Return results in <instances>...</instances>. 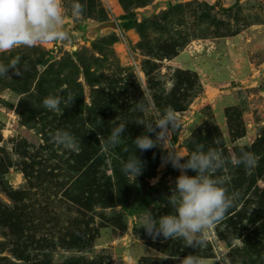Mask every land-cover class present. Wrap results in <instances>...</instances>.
Segmentation results:
<instances>
[{
	"label": "rangeland",
	"instance_id": "374dc122",
	"mask_svg": "<svg viewBox=\"0 0 264 264\" xmlns=\"http://www.w3.org/2000/svg\"><path fill=\"white\" fill-rule=\"evenodd\" d=\"M72 2L62 0L69 39L58 49L53 41L0 51V63L18 58L21 68L0 76V264H180L191 253L209 264H264V0H80L79 18ZM110 20L117 30L88 36ZM50 94L72 100L54 112L42 104ZM168 106L177 128L136 149L141 174L125 176L121 165L145 131L137 122ZM119 123L120 144L100 143ZM57 130L79 151L56 145ZM198 144L223 153L217 175L237 194L202 249L153 238L140 223L146 211H172L167 197L182 170L170 154L183 163ZM241 148L258 157L251 170L231 162Z\"/></svg>",
	"mask_w": 264,
	"mask_h": 264
},
{
	"label": "clouds",
	"instance_id": "9594fccd",
	"mask_svg": "<svg viewBox=\"0 0 264 264\" xmlns=\"http://www.w3.org/2000/svg\"><path fill=\"white\" fill-rule=\"evenodd\" d=\"M84 11L80 0H73L71 15L79 18ZM65 16L62 0H0V51H6L24 45L32 47L38 43L44 44L53 41H66L69 34L64 30ZM18 58L12 59L8 64L0 63V76H8L11 68L20 74L17 67ZM72 100L69 94L67 99L61 95H48L42 100L45 108L58 112L62 103ZM137 108L147 111L145 105L138 101ZM137 123L144 125V133L133 139L135 154L130 156L121 165V172L136 179L142 171V161L136 155V149L141 151L156 146L161 140H167L166 134L169 126L172 130L177 128L178 115L175 109L168 106L160 113L156 120ZM126 124L115 125L107 135L100 136V143L114 148L121 142ZM159 128L160 131L156 132ZM156 132L153 139L148 133ZM51 140L63 148L79 151L76 138L67 130H57L51 134ZM170 163L173 167L181 169V174L175 179V187L167 197L172 211L168 214L154 218L146 211L140 219L141 227L153 236H162L167 239L181 238L186 246L202 249L207 246L209 230L224 219L226 211L232 206L234 196L225 187V178L217 175L226 162L223 153L216 148L203 150L202 145H196V150L181 163L182 155L170 154ZM255 153L240 149L237 156L231 159L236 165H243L245 170H251L257 164ZM191 169L195 175H188L183 170ZM180 264H209V258L196 253L184 256Z\"/></svg>",
	"mask_w": 264,
	"mask_h": 264
},
{
	"label": "water",
	"instance_id": "95a60500",
	"mask_svg": "<svg viewBox=\"0 0 264 264\" xmlns=\"http://www.w3.org/2000/svg\"><path fill=\"white\" fill-rule=\"evenodd\" d=\"M108 28H111L113 30H117L118 26H117V23L115 21H105V22H102L94 27H91L88 32V36H90L91 38H94L95 35L98 33V32H101L105 29H108ZM67 29L71 30L73 29L72 26H69ZM73 32V30H72ZM79 34L82 36L84 34V32H79Z\"/></svg>",
	"mask_w": 264,
	"mask_h": 264
},
{
	"label": "trees",
	"instance_id": "16d2710c",
	"mask_svg": "<svg viewBox=\"0 0 264 264\" xmlns=\"http://www.w3.org/2000/svg\"><path fill=\"white\" fill-rule=\"evenodd\" d=\"M121 19L123 20V23H121V26L123 28L128 29L132 25L133 14L131 16L130 15H124V16H122Z\"/></svg>",
	"mask_w": 264,
	"mask_h": 264
},
{
	"label": "built area",
	"instance_id": "2783aa9c",
	"mask_svg": "<svg viewBox=\"0 0 264 264\" xmlns=\"http://www.w3.org/2000/svg\"><path fill=\"white\" fill-rule=\"evenodd\" d=\"M55 44H56V45L54 46V48H55V49H58L57 47L60 46L61 41H57Z\"/></svg>",
	"mask_w": 264,
	"mask_h": 264
},
{
	"label": "crops",
	"instance_id": "0c3cea01",
	"mask_svg": "<svg viewBox=\"0 0 264 264\" xmlns=\"http://www.w3.org/2000/svg\"><path fill=\"white\" fill-rule=\"evenodd\" d=\"M255 81H257V80H255ZM254 81H252V83H253Z\"/></svg>",
	"mask_w": 264,
	"mask_h": 264
}]
</instances>
